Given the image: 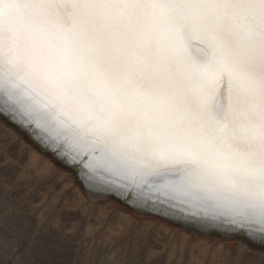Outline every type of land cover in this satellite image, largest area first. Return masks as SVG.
<instances>
[{"label":"snow or ice","instance_id":"obj_1","mask_svg":"<svg viewBox=\"0 0 264 264\" xmlns=\"http://www.w3.org/2000/svg\"><path fill=\"white\" fill-rule=\"evenodd\" d=\"M0 115L89 200L264 246V0H0Z\"/></svg>","mask_w":264,"mask_h":264},{"label":"rangeland","instance_id":"obj_2","mask_svg":"<svg viewBox=\"0 0 264 264\" xmlns=\"http://www.w3.org/2000/svg\"><path fill=\"white\" fill-rule=\"evenodd\" d=\"M36 149L0 115V264H264V246L89 200Z\"/></svg>","mask_w":264,"mask_h":264},{"label":"water","instance_id":"obj_3","mask_svg":"<svg viewBox=\"0 0 264 264\" xmlns=\"http://www.w3.org/2000/svg\"><path fill=\"white\" fill-rule=\"evenodd\" d=\"M1 116L4 117V118H5L7 121H9L10 123H12L16 128L19 129V131H21L26 137H28L29 140H31L30 137L28 136V134H27L23 129L19 128V127L13 122V121H11L10 119H8L6 116H3V115H1ZM114 199H116V200H118V201L121 202V200H119V199H117V198H114ZM121 203H122V202H121ZM123 204H124V203H123ZM124 205H125V204H124ZM125 206H126V205H125ZM143 214H144V213H143ZM146 215L155 216V217H158V218H160V219H164L165 221L171 222V221H170L169 219H167V218L160 217V216H157V215H154V214H146ZM171 223H175V224H177V225H180V224H178V223H176V222H171ZM180 226H182V225H180ZM182 227H184V228H186V229H188V230H191V231H195V232H198V233L204 234V235L216 234V235H220L221 237H226V238L238 237V238H240V240H244V239H245L244 237H241V236H231V237H229V236H226L225 234L220 233V232H217V231H211V232H209V233H203V232H201V231H199V230H196V229L191 228V227H188V226H182ZM245 242H247V241H245ZM253 245L261 246V245H259V244H253Z\"/></svg>","mask_w":264,"mask_h":264}]
</instances>
